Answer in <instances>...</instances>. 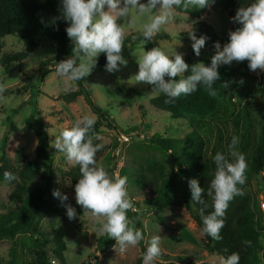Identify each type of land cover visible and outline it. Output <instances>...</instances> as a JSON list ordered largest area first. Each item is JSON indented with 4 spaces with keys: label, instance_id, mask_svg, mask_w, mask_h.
<instances>
[{
    "label": "rangeland",
    "instance_id": "1",
    "mask_svg": "<svg viewBox=\"0 0 264 264\" xmlns=\"http://www.w3.org/2000/svg\"><path fill=\"white\" fill-rule=\"evenodd\" d=\"M237 1L242 7L250 6L255 2V0ZM141 2L146 3L147 0H141ZM189 9L197 10L192 7ZM184 11L182 7L177 8L172 22L162 26L161 32L153 38L152 42L136 44L131 57L126 58L127 66L121 65L120 70L115 73H108L105 68L96 67L87 77V84L95 103L108 111V115L117 127V130H113L101 126L97 133L102 139L96 141L109 145L105 156L97 163L103 165L108 173L110 170L119 172L125 165L134 168L133 161L143 162L150 156H153L157 162L164 163L169 169L171 165L168 160L166 162L165 156L161 152L152 151L147 147L156 137L183 138L192 130L189 125L173 121L166 114L157 112L152 107L151 101L160 94H153L151 85L137 84L133 78L138 74L137 61L143 52L150 51L154 47H161L169 58L173 57L174 59L177 52L184 55L185 62L191 59L195 64L202 62L205 66L211 65L212 57L216 52L204 47L201 50V55L197 57L192 49V40L184 33L189 31L196 21L202 20L212 25L216 33L222 37L230 30L233 24L232 18L217 4H212L201 19L192 17ZM154 15H156L155 10L143 16L133 13V23L125 25V37L131 33H142L143 25L150 22ZM119 23L122 24L123 20ZM147 46L149 47L147 48ZM23 48L24 43L20 36L4 39V54L18 52ZM57 48L56 44L52 45L50 41L43 39L42 45L33 56L22 63H13L8 71L0 63V83L8 85L3 94L5 99L0 100V149L3 146L4 134L7 130V120L9 119L10 122L21 128L38 105L50 135V152L53 154V169L56 177L54 190H59L62 196L68 197L67 201L63 203L60 198H56L64 213L45 218L42 224L43 229L48 232L53 230L63 235L67 246L66 264H86L87 261L97 264H135L141 253L139 245L129 247L125 253L121 254L118 247H115L116 241L108 236L113 242V246L105 244L103 250L98 251V241L106 235L96 233V226L92 218L78 213L75 220H69L67 217V205L76 209V193L69 174L75 166L67 162L64 153L57 152L53 148L52 142L65 128H71L76 120L87 115L94 117L97 121L98 116L87 104L84 96L78 97L73 102H67L62 98L70 91L64 90L65 81L57 75V68L48 64L49 60L56 55ZM73 48L74 45L70 40L68 50L73 52ZM41 70L51 71L44 82L40 80ZM259 75L258 72H253V78L243 80L242 84L240 81L229 82V87L222 89L215 115L195 125L207 142L205 158L210 162L214 171L216 170L215 154L217 152L227 154L233 136L240 139L237 149L240 152L242 137L248 121L245 101L239 97L241 92L249 96L250 113L256 128L248 152V161H246V173L250 170L251 154L257 144L261 125L264 123V91L257 79ZM166 79L168 78L166 77ZM74 89H78L76 83ZM123 135L130 137L128 144L122 143ZM36 146L35 133L22 131L10 135L6 150L17 167L21 164L20 155L26 156L29 161L33 162L35 182L44 187L43 174L48 163L36 157ZM131 172H134L133 169ZM261 176L262 174H253L251 180L244 185L237 186L242 193L251 195L252 208L259 218L258 205L264 200ZM127 189L131 200L134 199L141 205L149 193V189L142 192L137 188V185L133 184H128ZM13 192L14 187L11 184L0 183V213L14 205ZM189 215L191 214L184 205L175 204L143 217L146 245L148 246L152 237L161 236L162 254L171 255L170 262L159 258L155 264H197L200 260L204 262L203 264H219V259L216 256L209 257L211 247L197 239L189 230L186 221ZM258 227L260 230L263 228L262 221H258ZM10 249L11 243L8 240L0 241V264H5L8 261Z\"/></svg>",
    "mask_w": 264,
    "mask_h": 264
},
{
    "label": "trees",
    "instance_id": "2",
    "mask_svg": "<svg viewBox=\"0 0 264 264\" xmlns=\"http://www.w3.org/2000/svg\"><path fill=\"white\" fill-rule=\"evenodd\" d=\"M228 15L233 18L242 5L237 0H215ZM61 0H0V63L8 71L13 63H22L34 55L35 51L42 45V40H48L52 45L58 46L57 53L48 64L57 68V63L73 56L68 50L70 39L67 36L66 28L70 24L62 17ZM208 8L197 9L196 11L185 10L192 17L201 19ZM238 24L233 23L230 30L220 37L214 27L205 21H196L191 29L184 33L194 31L197 38L208 37L205 48L216 52L214 45L219 42L221 48L229 42L228 33L234 31ZM20 36L24 48L18 52L3 53L4 39L6 37ZM143 40L142 33H131L125 37L122 55L129 58L134 52V46ZM149 46H147L148 48ZM78 62V61H77ZM107 63L106 54H101L97 59L98 68H105ZM189 66L195 63L188 59ZM41 82L51 72L41 70ZM221 81H217L214 88L217 95L211 96L203 88L190 95H182L175 103H165L167 97L160 94L151 101L152 107L160 113L166 114L173 121L189 125L192 130L183 138H162L156 137L147 147L152 151H159L170 163L167 169L164 163L157 162L153 156L147 157L143 162L133 161L135 167L128 165L116 172L110 170V176L118 174L128 178V184L137 185L140 191L149 189L143 204L132 199L135 211H128V218L132 220L135 227L142 230L144 240L139 243L141 253L135 264H143V255L147 250L145 243L146 230L142 221L147 214L164 210L175 204L184 205L197 224L203 229L201 216V205L192 202L191 191L188 181L197 179L200 186L205 189V200L208 208L204 215L213 211L212 199L207 197V189L214 178L215 171L210 162L205 158L207 142L195 125L201 121L212 118L219 105V97L222 93L220 83L241 81L253 78V72L248 67V61L241 63L233 62L230 66L223 65L219 68ZM260 75L257 78L264 91V73L257 70ZM178 76L179 81L187 75ZM78 89L70 91L62 96L67 102H73L78 97L84 96L85 101L92 111L98 116L94 129L98 133L101 126L117 130L108 111L97 105L87 84V77L75 82ZM239 97L245 101V112L248 118L245 132L242 137L240 152L248 161V152L254 139L255 125L250 113L251 102L246 93H239ZM232 98V97H231ZM7 130L4 134L3 146L0 149V183L7 182L14 187L12 200L14 205L0 213V241L3 239L11 243L9 259L5 264H66L65 251L67 250L64 237L56 231H45L42 227L43 220L56 214L64 213L60 203L53 196L55 171L53 169V154L50 152L51 142L47 126L42 116V111L36 105L33 113L25 120L20 128L7 120ZM22 131H33L36 135V157L48 163L43 178L45 186H39L35 182L34 163L26 156L20 155L21 164L17 167L6 150L9 137L12 133ZM94 144H99L94 140ZM104 145V144H103ZM109 145L96 154L97 163L105 156ZM133 169V173L131 172ZM13 173L18 179L5 181L4 172ZM264 172V123L261 125L257 144L254 147L250 158V170L245 173L246 182L251 180L253 174L261 175ZM74 185L81 178L79 166L76 165L69 172ZM262 177V176H261ZM238 186V185H237ZM76 210L83 215V209L76 203ZM252 208V197L250 194L242 193L236 196L229 204L226 212L225 227L221 230L222 239L213 240L205 235V240L211 245L210 252L218 257H228L233 253L240 256L239 264H260L262 234L258 227L261 222L258 215ZM250 242V244L246 243ZM113 246V242L106 235L98 241L97 250L102 251L103 245ZM161 259L170 262L171 255L162 254ZM86 264H92L87 261Z\"/></svg>",
    "mask_w": 264,
    "mask_h": 264
},
{
    "label": "clouds",
    "instance_id": "3",
    "mask_svg": "<svg viewBox=\"0 0 264 264\" xmlns=\"http://www.w3.org/2000/svg\"><path fill=\"white\" fill-rule=\"evenodd\" d=\"M61 3L62 17L70 24L66 33L74 45V54L57 63V75L65 81L64 90L72 91L75 90V82L91 75L101 54H106L105 70L108 73L119 71L121 65L127 66L128 61L122 55L125 25L133 23V13L143 16L154 10L156 12L150 22L143 25L142 44H146L153 41L162 26L172 22L177 8H210L215 0H147L146 3L141 0H61ZM121 20L122 24L119 23ZM232 22L239 27L228 33L229 42L222 48L219 42L214 45L216 54L210 66L202 62L189 66L183 54L176 52L173 59L161 47H154L143 52L137 61L138 74L133 78L137 84L151 85L153 94H164L167 97L165 103L173 104L182 95H190L199 87H203L211 96L217 95L214 85L221 81L219 68L230 66L234 61H248L252 72L259 70L264 73V0H255L250 6L240 7ZM188 35L193 42L194 54L199 57L208 37L197 38L194 31ZM189 70L190 75L176 80ZM220 87L227 89L229 83H220ZM7 88L6 83H0V100L5 99L3 94ZM95 123V118L87 115L76 120L71 128H65L55 137L53 148L64 153L69 164L79 166L81 178L75 185V193L76 203L83 209V216H90L96 226V233L114 239L115 247L123 254L129 247L138 246L144 240V235L127 215L129 210L135 211L127 189L128 178L118 174L112 177L103 165L97 164L96 154L104 145L94 144V140L102 139L95 132ZM239 143V137L233 136L228 153L217 152L214 156L216 170L206 193L213 202V211L209 214L204 215L208 208L205 189L197 179L188 181L192 202L202 206L201 234L216 241L222 239L220 233L225 227L230 202L242 195L237 185H244L247 179L246 158L237 150ZM4 179L13 181L18 177L6 171ZM53 196L60 198L62 203L68 199L59 190H54ZM66 211L69 220L77 218L76 209L71 205L66 206ZM161 241V236L152 237L143 255V264H155L161 257ZM239 261L238 253L219 258V264H239ZM52 264H56V261L53 260Z\"/></svg>",
    "mask_w": 264,
    "mask_h": 264
},
{
    "label": "built area",
    "instance_id": "4",
    "mask_svg": "<svg viewBox=\"0 0 264 264\" xmlns=\"http://www.w3.org/2000/svg\"><path fill=\"white\" fill-rule=\"evenodd\" d=\"M121 141L123 144H128L130 142V137L123 135V138L121 139ZM263 173H262L261 181H262V187L264 190V174ZM258 210H259V214H260V220L262 221V225H263V228L260 230L261 234H262V244H263V248H262L261 254H260V258H261L260 264H264V200L259 203ZM92 264H97V263H92Z\"/></svg>",
    "mask_w": 264,
    "mask_h": 264
},
{
    "label": "crops",
    "instance_id": "5",
    "mask_svg": "<svg viewBox=\"0 0 264 264\" xmlns=\"http://www.w3.org/2000/svg\"><path fill=\"white\" fill-rule=\"evenodd\" d=\"M186 221L188 222V228L191 231V233L194 234L196 238L199 239L201 242H205L206 244H208L207 241L205 240V235L201 234L202 228L195 222V220L192 218L191 215H189V217L186 218ZM209 246L211 247V245ZM210 254L211 255L209 257L215 256L211 252ZM196 262H197V259H196ZM203 263L204 262L202 260L197 262V264H203Z\"/></svg>",
    "mask_w": 264,
    "mask_h": 264
}]
</instances>
